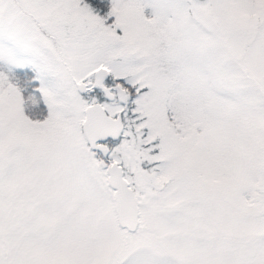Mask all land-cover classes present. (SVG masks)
I'll use <instances>...</instances> for the list:
<instances>
[{"label":"snow or ice","instance_id":"1","mask_svg":"<svg viewBox=\"0 0 264 264\" xmlns=\"http://www.w3.org/2000/svg\"><path fill=\"white\" fill-rule=\"evenodd\" d=\"M0 264H264V0H0Z\"/></svg>","mask_w":264,"mask_h":264}]
</instances>
